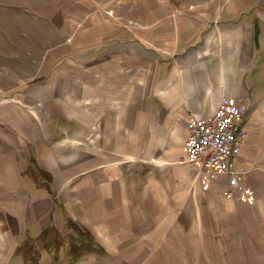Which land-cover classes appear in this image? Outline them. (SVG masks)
Segmentation results:
<instances>
[{
    "label": "rangeland",
    "instance_id": "374dc122",
    "mask_svg": "<svg viewBox=\"0 0 264 264\" xmlns=\"http://www.w3.org/2000/svg\"><path fill=\"white\" fill-rule=\"evenodd\" d=\"M18 1L0 0V167L23 155L12 149L7 138L14 143L23 138L25 154L31 152L33 161L39 150L54 147L60 154L68 152V179L73 176L74 183L82 179L91 186L103 183L93 172L115 165H121L125 182L119 202L125 219L116 231L122 234L120 251L115 257H104L114 251L110 240L103 241L106 249L95 242L86 246L87 240L74 235L79 230L92 237L91 231L67 215L64 236L54 241L61 249L83 246L85 250L71 260L89 262L95 257L90 254L100 251L103 264H264V218L259 211L246 206L228 210L221 205L214 216L206 205L201 214L193 213L178 206L175 189L168 191L167 206L159 205L150 180H170V162L159 155L167 148L157 142V127L151 123L137 130L138 137L135 133L136 121L157 106L151 97L161 91L162 77L167 78L180 63L189 65L192 77L203 74L210 79L197 83V92L204 91V84L219 85L221 76L231 77L235 90L251 58L255 67L264 57V0ZM186 19L202 29V40L182 53L177 50L176 25L190 23ZM246 25L255 28V35L259 31L261 38L246 35L242 41ZM228 27L231 32L223 40V53L208 61L200 59L209 36ZM256 73V69L250 72L247 86ZM259 105L253 101L249 106V118ZM70 138L84 144H60ZM18 167L23 170L22 163ZM59 179L62 183L63 176ZM136 215L142 219L133 223ZM145 217L152 224H145ZM55 228L42 233L39 226L31 227L15 255H22L25 264H68L67 248L50 249L49 253L57 254L55 259L46 253ZM5 235L0 226V264L15 252ZM35 236L38 239L31 238Z\"/></svg>",
    "mask_w": 264,
    "mask_h": 264
},
{
    "label": "crops",
    "instance_id": "0c3cea01",
    "mask_svg": "<svg viewBox=\"0 0 264 264\" xmlns=\"http://www.w3.org/2000/svg\"><path fill=\"white\" fill-rule=\"evenodd\" d=\"M189 16L194 15L189 13ZM186 20L189 21V19ZM176 28L177 50L181 48L182 53L201 42L202 29L199 30L195 23L176 25ZM254 31V27L246 25L242 30V41L247 36H253V39L259 40L261 38L259 31L256 35ZM228 32H231L229 27L217 29L210 35L207 40L206 51L203 52L200 59L208 61L212 57L220 56L223 53V40H225ZM163 49L165 46L162 47V52H165ZM170 50L171 52L174 51L173 49ZM171 55H176V52ZM196 60L198 58L195 56L194 61L196 62ZM253 60L251 58V66L244 67L235 90L231 86L232 78L226 79V77L221 76L222 82L218 80L219 85L204 84L205 88L201 90H204L205 93L204 91L197 92L195 90L196 84L205 83L204 80L210 79L204 77L203 74L197 78L195 75L192 77L190 67L185 63L183 65L180 63L178 67L172 69L167 78L162 77L161 91L154 93L151 97L158 102L156 108L151 109L150 112L147 111L149 114L145 113V118L143 120L138 118L141 122L136 121L135 124L137 137V130L144 123H151L152 127H157L155 130V137H159L157 142L164 144L167 148L165 152H161L159 155L162 156L160 158L162 161L170 162L168 164L172 171L170 180L164 183L160 178L150 180L153 187H156V191L153 193L154 198L160 202L159 205L166 207L168 191L175 189L178 193V206L184 210L191 209L193 213L201 214V208L208 205L210 212L214 216H218L221 205L228 210L246 206L257 209L261 214L260 217L264 218V57L259 58L258 65L255 67ZM203 65L202 63L199 64L200 72H202ZM255 69L257 73L254 76L253 84L247 86V77ZM226 95L240 97L243 100V108L248 112L246 136L242 142L241 151L231 162L232 168L244 175L243 190L233 187L228 176H221L214 181H203L198 177L196 164L189 162V123L192 116L197 114L203 119H210L219 101ZM253 101L260 105L253 117L251 115L249 118V106L253 105ZM160 129L161 134L158 132ZM7 140L12 145V149H17L18 154L23 155L21 160H6L0 167V170L2 169L0 171V226H3L4 232H6L5 239L10 241L9 243L15 251L10 255L11 258L3 263L25 264L23 256H16L15 254L25 239L27 231H30L31 227L39 226V231L43 233V231L56 227L55 233L60 234L65 229V223L69 220L66 218L67 215L72 218V221L75 223L80 221L91 231L92 237L84 233L81 234L87 240L86 246L95 242V244H99V247L104 246L106 249L107 245L103 241L110 240L114 251L113 253L111 251L105 252L104 257L107 255L115 257L116 252L120 251L119 246L122 241V234L120 233V237L116 231L117 229L120 231L121 226H123V219H125L121 218V205L119 203L121 188L125 184L121 165L103 167L93 172L94 175L102 177L103 183L98 182V184L91 186L83 179L74 183L73 176L68 179L67 169L71 167L66 156L68 152L64 151L60 154L59 151H54V147L44 152L39 150L37 160L33 161L29 157L31 154L29 150V153L25 154L24 147L27 143L24 142L23 138L15 143V140L9 138ZM60 144L83 145L84 142L78 138H70L61 140ZM14 162L18 165L22 163L23 170L20 171ZM23 171L24 174H21L20 172ZM46 173L55 175L57 181H54L55 177L52 180L49 179ZM61 176H63L62 183H58ZM72 177L73 179L70 180ZM136 185L137 182H135ZM192 189L194 190L193 194L191 193ZM229 191L235 192L236 197L229 199L227 197ZM133 198L137 199V188L133 189ZM164 198H166L165 202ZM137 218L142 219L137 215L133 216V223L138 222ZM145 219V224H152L148 218L145 217ZM13 225H17L19 230H16ZM149 228L151 227L147 229ZM111 229L113 232L110 231ZM57 230L60 233H57ZM133 233L135 232L133 231ZM138 233L136 232L135 238H139ZM150 233H154V231ZM36 237L31 238L35 239ZM51 238L53 239L52 243L56 244L55 247L58 248L54 239L59 241L61 238L55 235ZM158 238L161 239L160 236ZM66 247L68 246L66 245ZM66 247L63 246V249ZM100 254H102L100 251H93L90 255L95 257H92L91 261H76L73 264H103L105 259Z\"/></svg>",
    "mask_w": 264,
    "mask_h": 264
},
{
    "label": "built area",
    "instance_id": "2783aa9c",
    "mask_svg": "<svg viewBox=\"0 0 264 264\" xmlns=\"http://www.w3.org/2000/svg\"><path fill=\"white\" fill-rule=\"evenodd\" d=\"M248 112L241 98L226 95L221 98L210 119L194 114L189 123V162L196 164L198 177L214 181L228 176L233 187L243 190V173L232 168V159L239 155L246 136ZM229 199L236 194L229 191Z\"/></svg>",
    "mask_w": 264,
    "mask_h": 264
},
{
    "label": "trees",
    "instance_id": "16d2710c",
    "mask_svg": "<svg viewBox=\"0 0 264 264\" xmlns=\"http://www.w3.org/2000/svg\"><path fill=\"white\" fill-rule=\"evenodd\" d=\"M78 232H80V233H78V234H76V235H74L75 237H82L81 236V234H82V232L81 231H79V230H77ZM53 232V231H52ZM64 231L62 232V233H60V234H53V235H55V236H58V237H61V236H64ZM61 234H63V235H61ZM80 234V235H79ZM45 245V244H44ZM55 245L56 244H54V243H52V238H51V241H50V243H49V245L48 246H46V253L50 256V253H52V252H48L50 249H51V251H52V249L54 250H56V251H60L61 252V250H62V252H63V248L61 249L59 246H58V248H56L55 247ZM73 247V249H68L67 247V250H66V253H65V255H64V257L67 259V263L69 264V261L71 262V263H74L72 260H71V258H73L75 255H77V254H80L81 252H83L85 249L83 248V246H81V245H78L77 247H75V246H72ZM75 248V249H74ZM80 250H81V252H80ZM52 258L53 259H55L56 257H57V254H55V253H52ZM46 263H52V264H54L53 262H46Z\"/></svg>",
    "mask_w": 264,
    "mask_h": 264
},
{
    "label": "bare ground",
    "instance_id": "6f19581e",
    "mask_svg": "<svg viewBox=\"0 0 264 264\" xmlns=\"http://www.w3.org/2000/svg\"><path fill=\"white\" fill-rule=\"evenodd\" d=\"M19 1H20V0H19ZM19 1H18V2H19ZM28 2H30V1H28ZM21 3H22V2H21ZM23 3H24V2H23ZM17 5H19V4H17ZM26 6H27V5H26ZM12 7H13V6H12ZM31 7H32V6H31ZM34 8H35V7H34ZM34 8H33V9H34ZM18 9H19V8H18ZM34 10H35V9H34ZM0 12H1V11H0ZM1 14H4V13H1ZM5 14H6V13H5ZM0 17H1V16H0ZM16 18H17V17H16ZM0 20H1V18H0ZM0 22H1V21H0ZM7 22H8V21H7ZM16 22H17V21H16ZM3 40H4V39H3ZM0 43H1V42H0Z\"/></svg>",
    "mask_w": 264,
    "mask_h": 264
}]
</instances>
